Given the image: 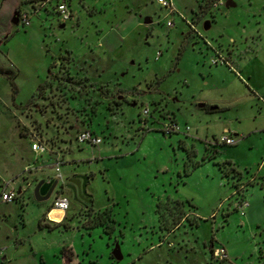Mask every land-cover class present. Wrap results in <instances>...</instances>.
Masks as SVG:
<instances>
[{
    "label": "rangeland",
    "instance_id": "374dc122",
    "mask_svg": "<svg viewBox=\"0 0 264 264\" xmlns=\"http://www.w3.org/2000/svg\"><path fill=\"white\" fill-rule=\"evenodd\" d=\"M172 1L178 13L171 15V27L165 25V11L155 0H67L71 9L67 19L53 12L55 0H51L46 6L49 14H42L45 19L31 14V26L13 24L21 31L9 41L14 52L8 58L14 65L0 61L11 72H0V185L3 189L8 183L19 188L26 185L16 200L0 202V247L9 248L11 264L24 260L61 264L55 246L61 240L72 244L82 264H264V187L260 185L264 175L254 174L253 182L244 179L246 193L251 194L247 197L250 206L243 212L236 209L235 196L227 185L228 193L213 201L218 189L209 174L215 166L208 162L193 170L194 160L182 161L178 156L198 151L196 159L203 153L202 157L216 155L219 163L231 159L236 164L260 163L264 157V132L251 133L256 125L264 128L260 100L264 99V0H231L230 5L215 8L211 7L214 0ZM148 17L151 21L144 23ZM28 27L33 33L23 35ZM115 36L122 39L113 47ZM216 50L229 64L241 56V63L252 72L251 81L246 82L255 86L259 98L241 82L239 73L235 76L236 67L231 71L228 63L214 66L209 62ZM240 73L246 78L244 71ZM9 77L18 88L16 102L11 99ZM208 101L219 109L200 106ZM143 105L148 107L147 115L141 114ZM93 114V128L102 139V160L87 161L98 154L96 145L71 139L61 171L69 166L93 169L96 176L89 189L94 206L116 194L110 205L113 222L106 211L89 208L83 211L87 215L83 224L102 228L77 233L72 228L81 226L80 204L66 190L70 204L65 222L73 217L76 223L50 225L49 229L40 219L55 193L36 200L33 186L38 176L29 172L32 169L14 171L25 162L33 136L48 143L52 140L54 144H49L55 147L59 138L69 139L60 131L74 124V117L89 124ZM168 118L182 128L188 125L189 130L164 134L160 127ZM224 126L250 133L238 145L222 146L204 138ZM196 133L199 138L192 137ZM178 140L187 143L180 145ZM131 152L133 160L115 162L114 154ZM36 161L32 158L28 163ZM132 162L142 174L136 184L129 180ZM164 162L170 169L179 165L181 172L186 167L193 171L190 183L181 185L179 193L194 195L197 208L187 201H159L163 187L157 168ZM46 166L50 165L42 167ZM256 167L247 169L253 172ZM78 178L82 184L83 178ZM155 210L160 217H155ZM15 236L22 239L16 253L11 246ZM148 243L156 247L146 249ZM115 245L122 254L119 261L111 259ZM212 245L224 246L227 258L211 259ZM33 249L43 254L44 262L38 253L32 254ZM19 255L22 259L14 261Z\"/></svg>",
    "mask_w": 264,
    "mask_h": 264
},
{
    "label": "crops",
    "instance_id": "0c3cea01",
    "mask_svg": "<svg viewBox=\"0 0 264 264\" xmlns=\"http://www.w3.org/2000/svg\"><path fill=\"white\" fill-rule=\"evenodd\" d=\"M33 3H34V0H0V61H1V59L2 60L5 59L10 64H12V62L8 58V56L12 57L11 54H9V53H11V51L14 52V49H13L12 46L9 45V41L12 38H15V36H17V34H19L21 32V31L18 30L19 27L13 25V24H17L18 23V22H14L13 19H14L15 15H16V13H17V11L19 9H28V8H26V6L31 8V6H33ZM46 6H47V4H45L44 7L40 8V10L36 13V15L42 16V18L45 19L44 18L45 16L42 15L43 12L45 14H49V10L46 8ZM52 10H53V8H52ZM53 12H54V10H53ZM31 24L32 23L30 22L29 26H31ZM27 29H25L23 31V35H28V34L33 33V31L31 30V27L30 28L28 27ZM125 31H127V30H125ZM122 36L120 37V39H117L116 36L113 38V40L111 39L112 43L116 42V44H114L113 47H116L118 44H120V40L122 39ZM114 39H116V41H114ZM107 48L111 49L112 47L108 46ZM240 58H241V56L238 55V57L235 60L233 59L232 62L228 65V68L230 70L232 68H235V67H236V69L238 68V70L235 69V71H234L235 76H236V73H239V76L242 77L241 82H245L247 87H248V89H249V91H250V93L253 94L254 96L257 95V97L259 98L260 95H258L259 93H257V91H255V88H254L255 86H253V84L251 85L249 82H246V81H251V79H252V74L251 73L252 72L249 71L241 63ZM217 64H219V63H217ZM217 64H213V65L216 66ZM12 65H14V64H12ZM8 71H9V69L1 67V62H0V72L1 73H6ZM240 71L241 72L244 71L247 79L241 75ZM45 77H46V75H45ZM45 77L42 79V82L44 81ZM42 82H39L37 85H40ZM15 87H16V85H15ZM17 89L18 88L16 87V91L13 93L12 98H11L12 100H14V102H16L15 94L17 93ZM35 90H36V88L34 89V91ZM34 91L32 92V95H33ZM104 97H106V96H104ZM263 97H264V95H263ZM19 103H23V102L20 101ZM212 103H214V102L208 101V102L203 103L200 106L205 108L206 110H211V111H213L214 109H219L218 106H215ZM263 104H264V102H263ZM107 108L110 109V110L113 109V108H110L108 106H107ZM225 108H222V109H225ZM94 116H95V114H93V117L91 118V121L89 122V124H86V123L83 124L80 119H78L77 117H74V120H75L74 124L70 125L68 127V129H64V130L60 131L61 135L69 136V139L66 140V139L59 138L57 140V145H55V147H54V148H56L58 150L56 151V154L53 153L54 156H58L61 159V164H60L59 168H60V173L62 174L63 183H65L66 181L70 182V180H76V179H78V177H81V176H86V180H85V182H86V184H85V192H86L85 197L86 198L82 202L80 200H78V203L80 204V207H78V213H79L78 215H79V217L81 216V221H80L81 222V226H79L77 228H75V226H74V228H72L77 233H80V235H84V232H83L82 229L88 230V233L90 234L92 232V230H89V229H91V228H98L99 229V227L102 228L100 225H96V224L91 225V226L84 225L83 224V220L85 219L84 217H85L86 214H85V212L83 213V211H85L86 209H89V208L92 211H94V212H102L103 210H106L107 214L110 215L109 221L112 224L113 218H112V213H111V210H110V205L113 202V200L116 199V194L113 193V196L111 195L107 199V203L95 207L94 206V197H93L92 191L89 189V185L91 183L90 181L93 180L95 178V176H96L94 170L89 168V167L88 168L84 167L82 169L77 170L75 167H70L69 166L68 170L65 171L64 173H62V171H61V165L65 164L67 162V160L63 156V153H65L68 150H70L71 139H73L75 141V138H74L75 134L79 130H81L83 128H86V127L92 129L96 134H98L95 131V129L93 128ZM258 127H263V126L262 125H259V126L256 125L254 127L255 130H251V133H253L255 131L264 132V128L257 129ZM224 131H228L231 134L236 136V142L234 144H232V145H238V144L242 143L244 140H246L248 138L249 133H250V132H248V133L238 132L237 130H233L232 131V130L228 129L226 126H224L220 130H217L215 132L211 131L209 136L205 135L204 138H206V137L210 138V137L217 136V135L221 134ZM192 137L193 138H199V136H197V133L194 136H192ZM178 142H179L180 145H182V144L184 145V144L187 143L186 141L182 142L180 140H178ZM49 143H51L53 145L54 141L51 140ZM101 143H102V139L96 145L98 154H93L90 157V159H87V161H89V162H91V161L99 162V161L102 160L100 158V156H99V152H100V148H101L100 144ZM219 145L228 146L227 144H219ZM28 150L29 151H27L26 154H25V156H26L25 162L22 164V166L18 170L14 171V173H18V172L22 171L24 168L26 169V166L29 164L28 162L32 161V158L35 159V155H34L33 151L30 149V147H28ZM198 154H199V152L195 151L193 153L185 154V155H183V153L182 154L180 153V154H178V156L180 157L179 159H181L182 161H185L186 159L194 160L195 162H193L192 165H191L193 170H195L197 167H199V166H201L203 164H206L208 162H210L213 166L216 167V169H213L212 172H210V174H209L210 175L209 177L211 178V180H213L215 182V184H216L215 186L218 189V194L214 197L213 201L217 200V199H220V197L222 195H226V193H228L227 192V186L230 187V189H232L234 187V185L243 182L245 178H246L245 180L251 181L252 179H250V178H253L254 174L255 175H264V165H259L260 163H258L256 161L247 162L245 164H236L231 159L224 160L225 161V163H224L225 167H223V169L227 172V174H223V171H222V169L220 168V166L218 164L219 162L216 159V155L215 156L207 155L205 157H202L205 154L201 153V157L199 158L200 159L199 160V159H196L197 158L196 156ZM132 155H133L132 152L131 153H120V154H114L113 157L115 159V162H117V159H119V158H121L123 161H130L129 158H132V157H129V156H132ZM142 155L143 156H141V157H142V159H144L145 155L144 154H142ZM136 159H138V158H136ZM131 160H133V158ZM45 161H46L45 157H37V162H42L43 164H45L44 163ZM134 162L130 163L129 168H131V169L128 170V173L129 172H130V174L132 173V175H129L130 176L129 180H131L132 183L136 184V182H137L136 179H139V177L142 176V174L140 175V173H138L132 167ZM254 164H256V166H257L255 168V170L253 172H251V170L248 171L247 167H249L251 165H254ZM76 166H79V164H76ZM184 166L185 165H183V167ZM242 168H244L245 171ZM49 169L53 171V169L51 167H42L40 169H32V171H29V170L28 171L31 172V173H34L35 175H37L38 179H41V178L45 179L46 176H48V175L50 176L54 172L53 171L52 173H48L47 170H49ZM157 171L162 174L161 185L163 187V189L161 190V192L157 196L159 201H161V202H176V203H181L182 201L183 202L187 201L188 203H190V205H192L193 207L197 208V202H195V200H194L195 199L194 195L186 193V192H182L183 194L179 193V189H180L181 185L190 183V177H191L193 171L191 172L189 170V168L186 167L184 169V171L181 172V169H180L179 165L178 166L175 165L174 167H172V169H170L169 168V164H167V162H164L163 164H161L159 166V168H157ZM246 172H248V173H246ZM166 173H167V176H163V174H166ZM148 176H150V175H148ZM101 177H104V174L102 172H101ZM153 177H157V174H156V176H152V178ZM0 178H2V177H0ZM225 178L227 179L226 180L227 184H225V180H224ZM4 179H6V178H4ZM13 182H15V181H13ZM251 182H253V181H251ZM248 183H250V182H248ZM9 185L14 186L17 189V191H18V196H20L22 194L23 189H25V185L26 184L25 185H21L20 188L18 186H15L12 183H9ZM260 185H262L261 188L264 187V180L262 178L260 179ZM2 189L3 188L0 185V192L2 191ZM169 189H171V191H169ZM56 190H57L56 192H62V193L65 194V191H62L61 187H59ZM243 194H244V197L246 199H247V197L250 198L249 194H251V192L248 191V193H246V186H245ZM217 196H218V198H217ZM110 198H112L111 201L109 200ZM74 200H75V196H74ZM247 202H248L247 206L244 208L243 212L245 210H247V208H249V206H250V202L249 201H247ZM2 203H7V202H2ZM67 210L62 213V216H61L60 219H54V217L58 216V209H56L54 207H51L50 204H49V206L47 207L46 211L44 212L43 216L40 219L41 224L49 225V229H50V225L58 226V225H61V224L65 223L67 225V227H68L71 224H75L76 220H74L73 217H70V219H71L70 223H69V221L65 222L66 216H67ZM156 216L160 217V214L158 212H156V210H155V217ZM155 223H159V219L155 218ZM153 226H155V225L151 224V227H153ZM112 229H113V226H112ZM102 231H104V230L102 229ZM112 232H114V231L112 230ZM170 232L172 233L173 230H170ZM111 234H113V233H111ZM114 235H115V233H114ZM158 235H159V238H160L161 237L160 235H162V234H158ZM116 239L117 238L115 237V243L118 242ZM148 239H149V236L147 237V240ZM12 240H13V242H12L11 246L14 247V252L16 253V251L18 249L17 248L18 244L21 243L22 239L19 238L18 236H15V237L12 238ZM55 246H56V248L59 249V253L57 254V260H58L59 263L64 264V262H66V260H67V262H66L67 264H82L83 263V259L79 256V252H75V250L72 247V244L68 240H66V242H64V240H61ZM63 246L65 248H67L68 250H70V254H71V256L68 259H66V260H65L66 255H64L61 252V248ZM154 246H155L154 243L153 244L148 243L147 246H146V249H152V248H154ZM8 249L9 248H7L6 246L5 247L4 246L0 247V260H1L0 264H11L13 258H10L9 256H7L8 252L6 253V250H8ZM111 250H110V252H111ZM36 253L39 254L40 261L44 262V259L42 257L43 254L40 253L39 250L32 251L33 255H36ZM86 253H88V252H86ZM54 255H56V254H54ZM121 258H122V254H121ZM21 259H22V255H19V256H17L16 259L14 258V261L15 260H21ZM111 259L112 260H116V261L120 260V259L119 260L115 259L113 257H111ZM35 263L36 262L33 261V260L32 261L31 260H27V261L24 260L22 262H18L17 264H35Z\"/></svg>",
    "mask_w": 264,
    "mask_h": 264
},
{
    "label": "built area",
    "instance_id": "2783aa9c",
    "mask_svg": "<svg viewBox=\"0 0 264 264\" xmlns=\"http://www.w3.org/2000/svg\"><path fill=\"white\" fill-rule=\"evenodd\" d=\"M50 0H34L33 6H31V10L28 9H19L16 13L17 22L22 26H27L30 24V16L31 14H36L40 8L44 7L45 4L49 3ZM155 2L164 9L165 13V25L167 27H171L173 25V21L171 15L178 13L174 2L172 0H155ZM224 2L223 0H214L211 3V7H218L222 5ZM54 12L62 17L63 19H67L70 17L71 9L67 2V0H55L53 6ZM170 16V17H169ZM160 54V50L157 51L156 55ZM209 62L211 64L217 63H228L227 60L223 57L222 53L218 52L217 50L213 52L212 55L209 56ZM229 64V63H228ZM261 101L264 102V99L261 97ZM141 114L147 115L148 114V107L142 106ZM161 131L164 134H171L175 132H179L183 130L187 132L189 130V126L185 125L183 128L173 119L168 118L163 125L160 127ZM75 141L80 143H87L91 146L97 145L101 141V137L96 134L92 129L83 128L79 130L75 136ZM210 141L216 142L218 144H227L232 145L236 142V136L231 134L228 131H224L221 134L210 137ZM30 149L33 151L35 158L37 157H45V164L42 162H32L31 164L26 166V170L30 169H40L44 165H50L46 167H51L53 169V173L49 176H46V181L56 180L55 191L63 184L62 174L60 173V164L61 159L58 156L53 155L54 147H52L48 142L42 140L41 138L33 136L30 141ZM259 165H264V157L261 159ZM246 183L241 182L232 188L233 194L235 196V205L236 209L243 211L244 208L247 206V199L244 197V189ZM18 197L17 189L7 184V186L2 189L0 192V202H11L16 200ZM69 198L66 194L62 192H55L54 196L51 199L50 206L54 207L62 212H65L69 208ZM213 215V214H212ZM2 250V249H1ZM210 251V258L215 261L225 260L227 258V252L224 246H214L212 245L209 249Z\"/></svg>",
    "mask_w": 264,
    "mask_h": 264
},
{
    "label": "water",
    "instance_id": "95a60500",
    "mask_svg": "<svg viewBox=\"0 0 264 264\" xmlns=\"http://www.w3.org/2000/svg\"><path fill=\"white\" fill-rule=\"evenodd\" d=\"M225 5H230L231 4V0H226L224 2ZM14 22H17V17L15 15L14 19H13ZM150 18H145L144 20V23H148L150 22ZM204 28H207L208 27V22L206 21L204 23ZM203 103H201L200 105H202ZM83 178V182L81 184V186L79 187L78 186V183L75 182L74 183V186L71 187L72 189V192H73V195L76 197V194L79 195L80 192L81 194H84L85 193V190H84V186H85V180H86V177H82ZM56 183L57 181L54 179L52 181H46L44 178H41L37 181V183L33 186V196L36 200H44V199H47L49 198L51 192H53L55 186H56ZM82 187V189H81ZM111 254L113 256V258L115 259H120L121 258V253H120V250L118 248L117 245H115L112 250H111Z\"/></svg>",
    "mask_w": 264,
    "mask_h": 264
},
{
    "label": "flooded vegetation",
    "instance_id": "af4514ba",
    "mask_svg": "<svg viewBox=\"0 0 264 264\" xmlns=\"http://www.w3.org/2000/svg\"><path fill=\"white\" fill-rule=\"evenodd\" d=\"M205 22H206V21H205ZM205 22H204V23H205ZM208 25H209V23H208ZM191 27H192V25H191ZM81 177H86V176H81ZM75 182L78 183V186H79V187L81 186V183H80L79 178L76 179V180L74 181V183H75ZM71 183H72V182H71ZM71 183L68 182V181H66L65 183H63V184L61 185L62 191L70 190L71 193H72V189H71V187L74 186V183H73V184H71ZM85 184H86V182H85ZM84 190H85V186H84ZM55 192H56V191H55V189H54L53 192H51L50 196H51L53 193H55ZM85 194H86V192H85L84 194H81V192H80L79 195L76 194L75 199L78 198V200H80V201L82 202V201H84L85 198H86V197H85ZM50 196H49V197H50ZM73 197H74V196H73Z\"/></svg>",
    "mask_w": 264,
    "mask_h": 264
},
{
    "label": "trees",
    "instance_id": "16d2710c",
    "mask_svg": "<svg viewBox=\"0 0 264 264\" xmlns=\"http://www.w3.org/2000/svg\"><path fill=\"white\" fill-rule=\"evenodd\" d=\"M9 81H10V84H11L12 92L14 93V92L16 91V87H15V84H14V81H13L12 77H9ZM224 163H225V162H223V163H218V164H219L220 168L222 169L223 174H227V172L223 169V165H224ZM104 211H106V210H103L102 212H104ZM65 249H66V248H65L64 246L61 248V252H62L64 255H66V254H65V252H66ZM67 252H68L67 257L69 258V257L71 256V254H70V250H67Z\"/></svg>",
    "mask_w": 264,
    "mask_h": 264
},
{
    "label": "bare ground",
    "instance_id": "6f19581e",
    "mask_svg": "<svg viewBox=\"0 0 264 264\" xmlns=\"http://www.w3.org/2000/svg\"><path fill=\"white\" fill-rule=\"evenodd\" d=\"M62 211L61 210H58V216L54 217V219H60L61 216H62Z\"/></svg>",
    "mask_w": 264,
    "mask_h": 264
}]
</instances>
